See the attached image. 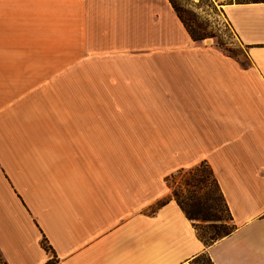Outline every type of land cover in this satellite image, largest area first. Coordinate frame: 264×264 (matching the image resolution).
<instances>
[{"label": "crops", "instance_id": "obj_1", "mask_svg": "<svg viewBox=\"0 0 264 264\" xmlns=\"http://www.w3.org/2000/svg\"><path fill=\"white\" fill-rule=\"evenodd\" d=\"M224 10L247 65L194 39L171 0H0L8 264H193L204 251L264 264V0ZM130 102L168 154L146 158L114 123ZM202 159L235 224L210 244L165 178Z\"/></svg>", "mask_w": 264, "mask_h": 264}, {"label": "rangeland", "instance_id": "obj_2", "mask_svg": "<svg viewBox=\"0 0 264 264\" xmlns=\"http://www.w3.org/2000/svg\"><path fill=\"white\" fill-rule=\"evenodd\" d=\"M172 1L179 9V12L183 16L187 24L197 34L207 35L204 40H206L207 38L211 39L210 41L206 40L207 43L213 42L222 50L233 53L238 59H246L243 53L244 49L235 38L230 22L224 10V5L227 0ZM135 104L136 103L134 102H130L129 110H127L129 112L128 116L126 115L125 117H122L114 115V123H128L130 127L129 139L144 140L146 142V158H149L151 155L156 156L158 154H168L170 149L167 147L159 148L148 146V143L152 144V141L149 140L153 139L155 133L136 130L137 124H144L150 122V120L147 121V117L143 118L142 115L140 116L138 114L137 108L134 107ZM115 106L116 102L114 101V108ZM194 165L180 166L183 167L182 173L177 174L174 178L171 179H167L166 175V181L169 186L173 188L172 190H174V188H177L179 190V193H181L182 197H184V199L188 202V206L196 211L202 210L205 212V207L204 205H202V203L199 202L198 198H206L207 194H209V196L211 197L210 201L212 203L211 209L213 213H216L217 207L222 206V202L218 195V190L213 180V175L210 172L204 170V175L206 177L202 181L194 180L193 178H191V175L186 172ZM180 167L176 168L175 170L179 169ZM189 195H194L195 197L191 199L188 197ZM151 209H153V207ZM200 215L203 214L201 213ZM194 220L201 224L208 223L210 221L203 220L201 217L199 219L196 218Z\"/></svg>", "mask_w": 264, "mask_h": 264}, {"label": "trees", "instance_id": "obj_3", "mask_svg": "<svg viewBox=\"0 0 264 264\" xmlns=\"http://www.w3.org/2000/svg\"><path fill=\"white\" fill-rule=\"evenodd\" d=\"M172 3H173V1H172ZM173 5L176 8L179 16L181 17V19L185 23L186 27L188 28L189 32L193 36V38L196 40L204 39L207 35L197 34L187 24V22L185 21V19L183 18V16L179 12V9L176 7L175 3H173ZM222 51L224 53H226L227 55H230V56L236 58L243 65H247L249 63V58H248L245 50L243 52L245 55V58H246L245 60L238 59L233 53H231L229 51H224V50H222ZM204 170L207 172H210L213 175V180L216 184V187L218 190V195H219L220 200L222 202V206L217 207L216 213H213V211L211 209L212 203L210 201L211 197L209 196V194H207L206 198H203V197L198 198L199 202L202 203V205H204L205 212L202 210L196 211V210L192 209L191 207H189L188 202L184 199V197H182L181 193H179V190L177 188H174V190H172V194L170 197L175 198L177 200V202L182 206V208L185 210V212L187 213V215L190 218L199 219L201 217L203 220H210L208 223H203V224L195 221V225H196V228L198 230L199 236L201 237L202 240H204V242L206 244H210V243H213V241H215L216 239L230 233L233 230V228L235 227V224L232 221V215H231L230 209H229L228 204H227V202L223 196V193L220 189L217 177H216L214 170H213V166L208 161V159H202L200 162H198L197 164L192 166L186 172L189 173L191 175V178H193L194 180L202 181L206 177L204 175ZM182 171H183V167H180L179 169H177V170L171 172L169 175H167V179L174 178L177 174L182 173ZM188 197L193 199L195 196L189 195ZM168 199H169V197L162 198V199L158 200L157 203L153 206V209L157 208L158 206H160L161 204L166 202ZM201 213L203 215H200ZM44 244H46L45 239H44ZM0 262H1V264H8V262L3 258L1 251H0ZM192 263L193 264H214L213 259H212L211 255L209 254L208 251H204V252L198 254L197 256H195L192 260Z\"/></svg>", "mask_w": 264, "mask_h": 264}, {"label": "water", "instance_id": "obj_4", "mask_svg": "<svg viewBox=\"0 0 264 264\" xmlns=\"http://www.w3.org/2000/svg\"><path fill=\"white\" fill-rule=\"evenodd\" d=\"M206 40H207V41H210L211 39H210V38H207Z\"/></svg>", "mask_w": 264, "mask_h": 264}]
</instances>
